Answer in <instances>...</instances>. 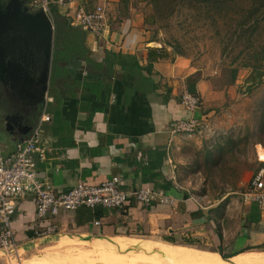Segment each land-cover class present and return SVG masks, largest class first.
I'll list each match as a JSON object with an SVG mask.
<instances>
[{
  "label": "crops",
  "instance_id": "obj_1",
  "mask_svg": "<svg viewBox=\"0 0 264 264\" xmlns=\"http://www.w3.org/2000/svg\"><path fill=\"white\" fill-rule=\"evenodd\" d=\"M104 2L110 26L103 34L70 23L69 15L79 6L92 8ZM69 9L53 5L58 25L46 105H33L28 112L27 107L11 103L10 93L0 88V151L5 157L15 153L47 112L51 119L43 123L45 154L34 156L40 179L67 191L78 180L99 184L118 176L123 188H161L173 194L176 202L143 206L133 200L124 208L81 206L60 211L49 217L59 229L53 236L201 242L216 245L224 256L264 250V210L257 202L241 196L237 215L221 218L214 205L186 193L179 183L182 148L195 143L202 146L204 140L184 141L172 131L171 123L186 115L181 94L185 90L200 94L202 106L197 115L208 117L204 132L220 127L223 136L231 128L217 109L227 105L235 85H219L217 75L198 68L191 58L173 54L151 29V6L145 0H73ZM19 113L25 114V125L33 126L27 134L20 129L19 119L15 118L19 124L14 122ZM256 161L259 167L252 176L264 162L258 146ZM238 214L235 227L231 223ZM12 219L21 250H31L41 241L35 236V228L43 224L39 226L33 194L17 198ZM0 253L12 255L2 249ZM16 257L22 260L21 254Z\"/></svg>",
  "mask_w": 264,
  "mask_h": 264
},
{
  "label": "rangeland",
  "instance_id": "obj_2",
  "mask_svg": "<svg viewBox=\"0 0 264 264\" xmlns=\"http://www.w3.org/2000/svg\"><path fill=\"white\" fill-rule=\"evenodd\" d=\"M200 3L206 4V1L179 0L173 12L158 18L154 17V9L151 8V16L155 22L151 29L166 41L173 54L191 58L198 68L217 75V84L235 85L227 96V105L223 109H217L219 117L224 115L227 118L231 128L229 133L222 136L221 128L214 126L215 130H208L203 134H181L184 141L195 137H203L204 140L202 146L198 147L195 143L182 148L179 161L182 176L179 183L186 193L194 194L207 205H214L213 209L222 218L238 213L241 194L252 173L259 167L256 161L257 146L260 159H264V79L249 86L246 81L252 77L251 70L242 68L238 73L240 76L237 83L238 77L235 81L231 77L230 57H225L222 51L225 45L223 40H227L223 37L229 30L226 28L232 25L234 19L248 11L251 1L234 0L228 6L224 4L222 18L229 14L228 19L233 20L225 26L220 23L219 28H215L212 20L214 8L210 5L201 6ZM166 8V2H162L161 9L164 11ZM238 222L239 214L231 224L237 227ZM69 236L38 237L41 241L31 250L23 251L20 248L21 261L16 257L17 252H11V256L0 253V264H142L137 257V248L133 251L111 252L75 241L73 236ZM75 238L81 239L78 236ZM92 238L98 239H88ZM136 238L142 239V249L158 250L162 243L167 242L158 240V237ZM174 242L183 244L177 241L171 243ZM185 245L207 251L217 249L214 244L201 242Z\"/></svg>",
  "mask_w": 264,
  "mask_h": 264
},
{
  "label": "built area",
  "instance_id": "obj_3",
  "mask_svg": "<svg viewBox=\"0 0 264 264\" xmlns=\"http://www.w3.org/2000/svg\"><path fill=\"white\" fill-rule=\"evenodd\" d=\"M72 1L33 0V5L41 6L55 22L53 5L65 7L69 12ZM69 20L72 25L95 34H103L110 26V16L105 2L92 8L79 6L69 15ZM180 103L186 115L171 123L172 131L177 134L203 133L207 124L197 115L202 106L201 95L185 90L181 94ZM50 119L51 115L44 112L32 134L17 145V150L10 157H5L0 151V249L19 253L20 245L12 225V216L17 208V198L27 193L33 194L39 226L43 224V227L35 228L37 237L57 234L58 226L50 222L49 217L64 210H75L81 206L124 208L133 200L143 206L155 203L175 204L176 197L164 189L151 186L126 189L121 186V179L118 176H112L99 184L78 180L76 185L67 191L57 190L49 182L40 179L35 168L34 156L36 153L42 157L45 154L46 147L42 141L43 123ZM241 195L245 201L257 202L264 210V166L254 173Z\"/></svg>",
  "mask_w": 264,
  "mask_h": 264
},
{
  "label": "water",
  "instance_id": "obj_4",
  "mask_svg": "<svg viewBox=\"0 0 264 264\" xmlns=\"http://www.w3.org/2000/svg\"><path fill=\"white\" fill-rule=\"evenodd\" d=\"M55 35V22L33 0H0V82L28 112L33 105H46ZM15 118L24 134L32 129L24 123L25 114L15 115L17 123Z\"/></svg>",
  "mask_w": 264,
  "mask_h": 264
},
{
  "label": "trees",
  "instance_id": "obj_5",
  "mask_svg": "<svg viewBox=\"0 0 264 264\" xmlns=\"http://www.w3.org/2000/svg\"><path fill=\"white\" fill-rule=\"evenodd\" d=\"M179 0H147L151 8L154 9V17L164 16L167 13L173 12L175 5ZM200 1V0H199ZM206 4L214 8L212 12V20L215 28H219L220 23L227 25L232 22L233 19H228L229 14L225 18H222V9L224 4L228 6L230 1L234 0H205ZM237 1V0H235ZM251 7L248 11L234 19L229 29L224 34L225 45L223 47V54L225 57H230L229 66L231 71V77L235 81L238 77L240 69L246 68L251 70V76L246 82L249 86L257 84L264 79V0H250ZM162 2H166L167 8L163 11L161 9ZM151 9V10H152ZM167 14V15H168ZM150 21L154 25V19L150 14ZM55 24L58 25L55 20ZM234 44V45H232ZM161 51L166 52L168 50L163 48ZM151 52H155L152 50ZM192 92V91H191ZM208 117L206 114L203 115L202 120L207 121ZM264 166L263 164H261ZM151 238V237H149ZM176 243V242H174ZM216 251V250H215ZM250 251H264L261 249H248L243 252ZM222 254V253H221ZM223 257H231L224 256Z\"/></svg>",
  "mask_w": 264,
  "mask_h": 264
},
{
  "label": "bare ground",
  "instance_id": "obj_6",
  "mask_svg": "<svg viewBox=\"0 0 264 264\" xmlns=\"http://www.w3.org/2000/svg\"><path fill=\"white\" fill-rule=\"evenodd\" d=\"M79 238L81 239L73 236L75 241H82L87 245L101 247L111 252L133 251L134 248H137L139 250V256L137 255V257L141 259L142 264H264V253L256 251L240 252L231 257H223L217 251H207L171 242L162 243L158 250L142 249V239L131 236H126L123 239L115 237L110 239L112 241L104 237L92 238L91 240L83 237Z\"/></svg>",
  "mask_w": 264,
  "mask_h": 264
},
{
  "label": "flooded vegetation",
  "instance_id": "obj_7",
  "mask_svg": "<svg viewBox=\"0 0 264 264\" xmlns=\"http://www.w3.org/2000/svg\"><path fill=\"white\" fill-rule=\"evenodd\" d=\"M0 88H1L2 90H5V91L9 92L10 94H13V91H12L10 88H8L7 84H5L4 82H0ZM10 90H11V91H10ZM13 101H14V102H13ZM11 103H14L16 106L19 105V104H18V100H17L16 98H13Z\"/></svg>",
  "mask_w": 264,
  "mask_h": 264
}]
</instances>
